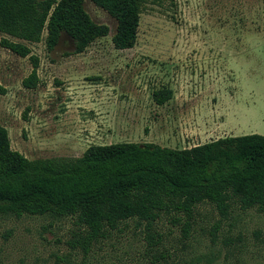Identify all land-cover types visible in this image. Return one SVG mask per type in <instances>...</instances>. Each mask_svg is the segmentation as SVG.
I'll return each instance as SVG.
<instances>
[{
  "label": "rangeland",
  "instance_id": "1",
  "mask_svg": "<svg viewBox=\"0 0 264 264\" xmlns=\"http://www.w3.org/2000/svg\"><path fill=\"white\" fill-rule=\"evenodd\" d=\"M84 9L109 27L83 53L61 33L33 62L0 45V124L29 159L81 157L93 145L153 143L185 149L225 137L264 136V0H147L135 46L115 49L117 21L91 0ZM170 89L164 105L154 92ZM183 222L163 218L151 244L133 224L86 252L71 217L0 215V264H264V211L235 205L222 216L197 207Z\"/></svg>",
  "mask_w": 264,
  "mask_h": 264
},
{
  "label": "trees",
  "instance_id": "2",
  "mask_svg": "<svg viewBox=\"0 0 264 264\" xmlns=\"http://www.w3.org/2000/svg\"><path fill=\"white\" fill-rule=\"evenodd\" d=\"M85 0H0V34L40 43L52 51L61 33L83 53L109 35V27L95 23L84 9ZM116 21L112 42L117 50L132 49L147 0H91ZM0 45L33 62L23 85L39 83V59L31 48L6 37ZM0 94L6 88L0 84ZM170 89L154 92L164 105ZM212 204L225 216L237 205L264 211V136L225 137L185 149L153 143L90 146L81 157L29 159L11 147L0 124V215L71 217L76 244L86 252L109 233L127 228L147 232L157 245L155 230L163 218L184 223L187 236L197 207Z\"/></svg>",
  "mask_w": 264,
  "mask_h": 264
}]
</instances>
